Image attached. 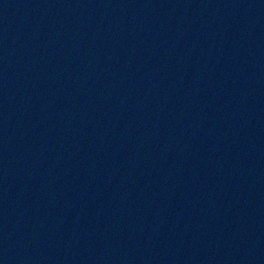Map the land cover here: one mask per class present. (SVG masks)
Masks as SVG:
<instances>
[{"label": "water", "instance_id": "water-1", "mask_svg": "<svg viewBox=\"0 0 264 264\" xmlns=\"http://www.w3.org/2000/svg\"><path fill=\"white\" fill-rule=\"evenodd\" d=\"M0 264H264V0H0Z\"/></svg>", "mask_w": 264, "mask_h": 264}]
</instances>
